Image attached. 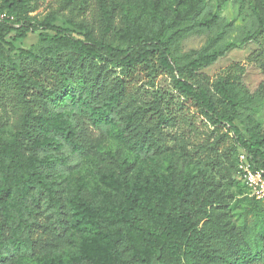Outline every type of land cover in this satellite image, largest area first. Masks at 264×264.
Here are the masks:
<instances>
[{"label":"trees","instance_id":"16d2710c","mask_svg":"<svg viewBox=\"0 0 264 264\" xmlns=\"http://www.w3.org/2000/svg\"><path fill=\"white\" fill-rule=\"evenodd\" d=\"M29 1L0 2V264H179L181 255L201 264L264 261L263 201L248 194L260 225L204 230L198 215L223 205L220 196L196 189L195 177L171 161L166 176L134 172L137 160L175 146L174 127L192 129L185 106L214 129V143L237 149L236 173L240 152L264 172L259 98L243 83L246 67L225 68L211 95L200 85L209 81L203 70L248 44L255 49L247 63L264 74V12L238 28L220 16V0H176L173 9L174 0H144L139 12L121 11V0H95V9L93 0H57V11L37 21L28 15L35 8L17 13ZM65 10L83 39L53 25ZM35 32V54L5 53L8 34ZM188 38L205 42L183 53L179 44ZM142 78L145 101L131 93ZM8 105L18 113L13 125L3 116ZM93 130L117 139L125 155L100 149ZM93 156L111 167H98L95 186L83 194L66 178ZM57 243L71 250L52 251Z\"/></svg>","mask_w":264,"mask_h":264},{"label":"rangeland","instance_id":"374dc122","mask_svg":"<svg viewBox=\"0 0 264 264\" xmlns=\"http://www.w3.org/2000/svg\"><path fill=\"white\" fill-rule=\"evenodd\" d=\"M2 0H0L1 2ZM144 0H121L119 9L121 11H142V2ZM220 16L228 22H233L234 25L240 28L252 12H264V0H220ZM176 0L170 3V9L175 6ZM92 8L95 9V0L92 1ZM153 1L149 2L151 6ZM35 8L34 12L28 13ZM57 0H31L26 2L23 6H17V13L21 16L28 13L30 17H34L37 21L43 20L48 13L57 11ZM71 14L69 10L59 11L56 14L53 25L61 29H70L73 36L77 39H83L84 32L75 30L69 23ZM10 21L16 27L17 16L11 17ZM120 22V19L118 20ZM54 36V33H50ZM236 35L233 34L230 40L233 41ZM5 41L10 44L11 50L5 46V53L11 58L28 57L29 54H35L41 45V37L39 32L28 33L22 39H14V34L10 33L6 36ZM205 42L204 38H188L179 44V50L183 53L199 49ZM255 49L254 45L248 44L240 49H234L227 53L225 57L219 59L211 67L202 71L209 81L202 82L200 85L208 95L213 93L212 81L225 68L233 63L242 64L246 67V73L243 77V83L246 89L255 97L259 98L257 104L256 119H258L264 129V74L257 70L254 66L247 63L246 59L249 54ZM27 53V54H24ZM144 80L136 82V88L131 90L132 96L135 95L140 101H145L147 96H144L143 89L145 88ZM167 84V82L162 83ZM147 100V99H146ZM133 101H136L133 99ZM135 102V106H138ZM185 118L191 120L194 124L190 127L182 126L174 127L173 133L178 137V142L173 145L161 146L157 155L148 161L137 160L134 165V172L141 173V177L153 178L154 175H167V167L169 162L175 163L177 170L188 171L195 177L196 189H204L209 192L211 196H220L223 200L221 206H208L206 211L198 215L199 227L204 230L227 226L233 228L234 232H238L241 224L245 221L249 227L254 223L260 225V218H258L257 211L254 204L249 202L248 194L245 186L239 179L238 172H235V156L236 151L231 153L227 150L229 147L222 142L214 143L216 134L214 129L204 122L194 109L190 106L184 108ZM5 119L10 125L15 123L18 118V113L12 109V105H8L7 112L3 113ZM239 129L241 127L235 123ZM225 133V132H222ZM94 139L102 150L109 149L116 155L123 156L126 151L123 145L115 138H106L99 134L98 131L93 130ZM171 139H173V137ZM172 141L170 142V144ZM239 156V153H238ZM238 169V157H237ZM109 169L111 165L97 156L85 159L81 168L69 175L66 179L71 185H83V194L89 193L92 187L96 184V169ZM264 209V202H261ZM52 251L65 253L71 249L64 243L56 244L51 248ZM179 264H201L200 262L187 259L184 255L180 256ZM236 262H234L235 264ZM246 264H264V261L257 263Z\"/></svg>","mask_w":264,"mask_h":264},{"label":"built area","instance_id":"2783aa9c","mask_svg":"<svg viewBox=\"0 0 264 264\" xmlns=\"http://www.w3.org/2000/svg\"><path fill=\"white\" fill-rule=\"evenodd\" d=\"M238 176L247 188L249 197L264 202V172L254 169L248 156L243 152L238 156Z\"/></svg>","mask_w":264,"mask_h":264}]
</instances>
